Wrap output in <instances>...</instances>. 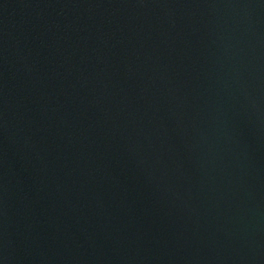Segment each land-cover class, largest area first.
Listing matches in <instances>:
<instances>
[{"label":"water","instance_id":"obj_1","mask_svg":"<svg viewBox=\"0 0 264 264\" xmlns=\"http://www.w3.org/2000/svg\"><path fill=\"white\" fill-rule=\"evenodd\" d=\"M0 264H264V0H0Z\"/></svg>","mask_w":264,"mask_h":264}]
</instances>
